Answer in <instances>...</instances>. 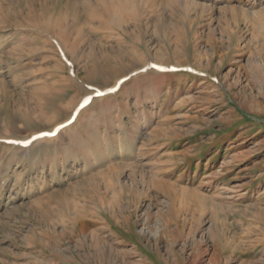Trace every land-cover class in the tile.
I'll use <instances>...</instances> for the list:
<instances>
[{
	"label": "rangeland",
	"instance_id": "374dc122",
	"mask_svg": "<svg viewBox=\"0 0 264 264\" xmlns=\"http://www.w3.org/2000/svg\"><path fill=\"white\" fill-rule=\"evenodd\" d=\"M168 261L264 264V0H0V264Z\"/></svg>",
	"mask_w": 264,
	"mask_h": 264
},
{
	"label": "bare ground",
	"instance_id": "6f19581e",
	"mask_svg": "<svg viewBox=\"0 0 264 264\" xmlns=\"http://www.w3.org/2000/svg\"><path fill=\"white\" fill-rule=\"evenodd\" d=\"M196 250H197V249H196ZM168 262H169V261H168ZM168 262H167V264H170V262H169V263H168Z\"/></svg>",
	"mask_w": 264,
	"mask_h": 264
}]
</instances>
